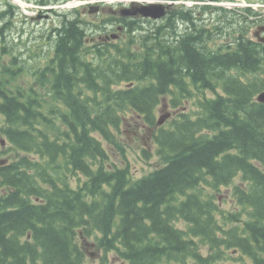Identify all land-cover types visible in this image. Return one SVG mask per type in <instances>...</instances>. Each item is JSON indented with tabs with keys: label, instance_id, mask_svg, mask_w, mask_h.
<instances>
[{
	"label": "trees",
	"instance_id": "1",
	"mask_svg": "<svg viewBox=\"0 0 264 264\" xmlns=\"http://www.w3.org/2000/svg\"><path fill=\"white\" fill-rule=\"evenodd\" d=\"M0 2L33 30L4 33L0 22V264H87L88 247L98 264H264V45L246 37L257 12L184 38L191 31L165 27L171 8L90 46L84 14L57 10L31 50L35 26ZM163 99L175 113L157 126ZM126 123L151 132L159 159L140 176L120 142ZM229 187L233 211L216 198Z\"/></svg>",
	"mask_w": 264,
	"mask_h": 264
},
{
	"label": "flooded vegetation",
	"instance_id": "2",
	"mask_svg": "<svg viewBox=\"0 0 264 264\" xmlns=\"http://www.w3.org/2000/svg\"><path fill=\"white\" fill-rule=\"evenodd\" d=\"M11 1V0H8ZM25 1H33V0H25ZM178 1V4H175L172 8L175 9L176 11L175 14L173 15V24L175 25V28L178 29L179 34L182 33H187L189 32V35L193 33V31L196 32V24L195 21V14L198 15V17H201L202 19H206V15L204 12V9L212 10V2L213 0H175ZM184 1H190L192 6H185ZM225 2H232L235 3L236 5L232 6H237V9L230 8L232 10H229L228 7H224L223 10V16H227L228 12L234 13L238 12L239 13V6L240 4L238 3L239 1L242 0H224ZM256 2H262L264 3V0H254ZM131 7H134L135 4H131ZM90 9V8H89ZM236 9V10H235ZM182 10V11H181ZM92 11L95 12L94 15H89L88 13V8H82V14L84 16H93V20H86L88 30H87V36H86V43H88L90 46H95L99 44H108L110 42H116V39L119 37L121 38L123 35L126 34L130 29H127L124 25L123 22L127 18L129 21L134 23V21H137L141 23L142 25H152L154 22H159L161 23L162 20L169 15V11L166 13L164 17H162L160 20L154 21L149 18H142L140 16H131L127 14V12L123 11L119 6H114V7H108L104 4L97 3L93 5ZM190 11V12H189ZM187 12L192 14V20L191 18L189 19L187 17ZM41 14L37 17L38 19H42V17L48 19L52 18V15L54 14L53 12H40ZM203 14V15H202ZM165 18V19H166ZM242 22V19L240 16H237L235 20H233V26L235 28H240L241 26H244V23ZM236 24V25H235ZM255 26V29L257 31H252L251 28ZM264 26V23L260 21L257 25H252L250 29H248L247 33V38L251 39L253 42L258 43L255 39V37L259 38L260 36H264V33H262L260 36H256V32H258L262 27ZM184 33V34H185ZM204 33L202 34V36ZM182 36V35H178ZM191 37V36H190ZM260 44V43H259Z\"/></svg>",
	"mask_w": 264,
	"mask_h": 264
},
{
	"label": "rangeland",
	"instance_id": "3",
	"mask_svg": "<svg viewBox=\"0 0 264 264\" xmlns=\"http://www.w3.org/2000/svg\"><path fill=\"white\" fill-rule=\"evenodd\" d=\"M235 3H237V2H235ZM238 3L244 4V5L247 3H252L255 5V6H253L254 8L261 9L262 12L264 13V8L262 7V5L261 6L256 5V2L254 0H242V1H239ZM0 4H1V2H0ZM27 4L28 3L19 4L20 9L22 10L24 16H35V14L37 13L36 12L37 11L36 6L31 5V4L27 5ZM253 10L256 11V9H253ZM85 18L88 20H93V17H85ZM15 21H16L15 22L16 29L11 28V29H9V32H12L14 34L18 33V34H22V35H24V34L30 35L33 32V30H31L28 27L29 24H28V26H26L25 24L20 23L18 18ZM35 22L37 23V25H34L35 26L34 31L36 30L37 34L35 35L36 39L34 37H32L31 41L29 43V46L32 47L31 50L33 49L34 46H37V45L39 46L43 42L42 39L39 37V34H38V33H42V30L40 29V27L43 29H49V27H50V25L49 26L46 25L49 23L46 20L41 19V20L35 21ZM142 28L145 29L146 27L143 26ZM254 29H255V26L251 28V32ZM219 41L220 40H217V42H219ZM15 44H17V43L16 42L15 43L7 42V45L9 46L7 48V51H14L17 49V51L21 52L22 47L15 45ZM43 49H44V47H43ZM26 52H27V50L24 51V53H26ZM29 53L31 54V51ZM8 58H9V56L6 57L4 59V61L7 60ZM2 62H3V60H2ZM32 62L33 61H29V64H31ZM26 64L28 65V63H26ZM40 64L43 65V61H41ZM24 79L30 81L31 77L26 76ZM22 84H24V83H22ZM207 95L211 96L210 93H207ZM158 107L159 108L157 110L155 120H157L159 118H164V123H165V121L167 120L166 115L167 114L168 115L173 114L172 113L173 110H171V108L168 105L166 100H164V102L162 104H160ZM180 110H184V109L181 108ZM174 113H175V111H174ZM130 123H132V121H130ZM0 125H2V119L0 120ZM134 130H135V127H133V125H129L126 123L124 125V128H123V136L121 137L120 142H122L126 148L127 160H128L129 165H130V168L133 172V176H136V175L140 176L141 174L147 173L150 170H152L154 167H156L159 164V159L155 155H153V153H151V152H153L152 143L150 141L151 140V132L145 134L143 131L137 130V128H136V132ZM1 139H2V136L0 135V141H1ZM103 145H104V147H107V144L103 143ZM5 147H6V145L4 144V146H2V149H4ZM107 149L110 153L114 152L110 146ZM142 149H147L151 153L152 156L149 160L148 159L145 160L143 158V156L141 154ZM0 158H4V155H2ZM113 159L116 161L115 157ZM238 183H239V179L236 178L234 181V184H238ZM230 188L231 187L222 188L220 193L216 195V198L219 199V200H217L218 204L221 205V208L223 210H227V211H233V209L235 208L234 202H233L232 198H230V195H231V193L229 191ZM87 251L91 252V255H90V253H88L89 256H88L87 264H98L99 254H100L99 251H97L95 248H89V247H88ZM111 258H113V257L111 256L110 260H111ZM109 264H118V262L117 261L113 262V260H112V262L110 261Z\"/></svg>",
	"mask_w": 264,
	"mask_h": 264
},
{
	"label": "bare ground",
	"instance_id": "4",
	"mask_svg": "<svg viewBox=\"0 0 264 264\" xmlns=\"http://www.w3.org/2000/svg\"><path fill=\"white\" fill-rule=\"evenodd\" d=\"M21 1H24V0H21ZM204 12H205V15H206V19H201L198 17L197 14L194 13L195 15V19L193 21H195V34L196 35H200L202 36V34L204 33V35H206L207 33L201 29H197V28H201L203 26L207 27L212 21L214 18L218 17V16H223V12L220 11V10H208V9H204ZM172 12L169 13V15L171 14ZM187 17L191 20H192V14L187 12ZM241 17V16H240ZM237 18V17H236ZM17 19V16L15 14V12L12 10V11H9V12H3L1 13L0 12V22H1V26H3L4 28V33L6 32H9V29H16V26H15V20ZM131 19V18H129ZM129 19L127 18L126 20H124L123 22V25L127 28V29H132L133 32H136L137 30H144L142 27L144 25H142L141 23L137 22V21H134V23H132L131 21H129ZM242 19V22L240 23H244V26H241L239 29H243L245 28L246 26V23L245 21L243 20V17H241ZM168 20V19H166ZM173 16L168 20V22L166 23L165 27L167 30H171V28L173 27ZM236 25V24H235ZM6 26V27H5ZM146 29V28H145ZM184 38H193L194 36H189V32L186 34V35H183ZM117 42H120L121 41V38H117L116 39ZM199 43H203V41L201 40H198ZM206 49V48H205ZM207 50V49H206ZM259 103V102H257Z\"/></svg>",
	"mask_w": 264,
	"mask_h": 264
},
{
	"label": "water",
	"instance_id": "5",
	"mask_svg": "<svg viewBox=\"0 0 264 264\" xmlns=\"http://www.w3.org/2000/svg\"><path fill=\"white\" fill-rule=\"evenodd\" d=\"M164 7L161 5H152L149 7H141L139 9H136L133 14H140L143 17H150L153 19H159L160 17H162L164 15ZM261 32H264V27L261 28L258 32H256V36H259V34ZM259 41L264 43V37L259 38ZM256 101L264 104V91L261 92L260 94H258V96L256 97ZM164 121V118H160L158 120V125H161ZM1 145H4V142L1 141Z\"/></svg>",
	"mask_w": 264,
	"mask_h": 264
}]
</instances>
